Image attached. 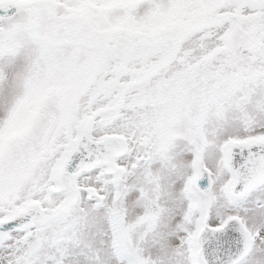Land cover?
<instances>
[{"label": "snow or ice", "instance_id": "obj_1", "mask_svg": "<svg viewBox=\"0 0 264 264\" xmlns=\"http://www.w3.org/2000/svg\"><path fill=\"white\" fill-rule=\"evenodd\" d=\"M0 264H264V0H0Z\"/></svg>", "mask_w": 264, "mask_h": 264}]
</instances>
